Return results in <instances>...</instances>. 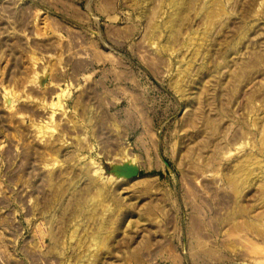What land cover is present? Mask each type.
<instances>
[{
  "label": "rangeland",
  "instance_id": "1",
  "mask_svg": "<svg viewBox=\"0 0 264 264\" xmlns=\"http://www.w3.org/2000/svg\"><path fill=\"white\" fill-rule=\"evenodd\" d=\"M0 264H264V0H0Z\"/></svg>",
  "mask_w": 264,
  "mask_h": 264
},
{
  "label": "water",
  "instance_id": "2",
  "mask_svg": "<svg viewBox=\"0 0 264 264\" xmlns=\"http://www.w3.org/2000/svg\"><path fill=\"white\" fill-rule=\"evenodd\" d=\"M111 171L117 178L124 176L125 179H129L138 176L139 168L135 163L123 162V164L115 165Z\"/></svg>",
  "mask_w": 264,
  "mask_h": 264
},
{
  "label": "bare ground",
  "instance_id": "3",
  "mask_svg": "<svg viewBox=\"0 0 264 264\" xmlns=\"http://www.w3.org/2000/svg\"><path fill=\"white\" fill-rule=\"evenodd\" d=\"M177 1H178V0H174V3H177ZM127 163H132V161H131V162H127ZM121 177H124V176H121ZM98 241L100 242V240H98ZM99 242H98V243H99ZM96 243H97V240H96ZM92 256L94 257V254H93Z\"/></svg>",
  "mask_w": 264,
  "mask_h": 264
}]
</instances>
